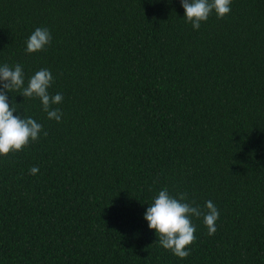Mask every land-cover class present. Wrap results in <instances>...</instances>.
Returning <instances> with one entry per match:
<instances>
[{
    "label": "trees",
    "instance_id": "1",
    "mask_svg": "<svg viewBox=\"0 0 264 264\" xmlns=\"http://www.w3.org/2000/svg\"><path fill=\"white\" fill-rule=\"evenodd\" d=\"M230 8L195 30L180 0H0V66L64 97L57 122L9 93L42 131L0 156V264H264V0ZM163 188L219 211L185 259L143 219Z\"/></svg>",
    "mask_w": 264,
    "mask_h": 264
},
{
    "label": "clouds",
    "instance_id": "2",
    "mask_svg": "<svg viewBox=\"0 0 264 264\" xmlns=\"http://www.w3.org/2000/svg\"><path fill=\"white\" fill-rule=\"evenodd\" d=\"M180 4L184 9L185 23L195 30H198L213 12L217 19H222L231 11V0H180ZM51 40L50 31L38 27L26 40L25 52L31 54L42 51L50 45ZM52 83L53 76L46 68L35 72L28 80L27 86H24V72L20 64L14 67L7 64L0 66V156L23 150L30 142L37 141L42 131V125L33 118L14 115L16 109L10 105L9 93L22 89L21 96L24 98H38L47 118L59 122L63 114L53 106L60 104L64 97L61 93H49L48 89ZM38 171V167H32L30 174L36 175ZM186 201L187 193L173 197L167 188H163L143 215L147 227L154 230L162 248L171 251L180 259L190 255L188 246L196 240V226L192 218L202 217L210 236L216 232V221L219 218L218 208L212 201L205 202L203 209L193 206L194 202Z\"/></svg>",
    "mask_w": 264,
    "mask_h": 264
}]
</instances>
